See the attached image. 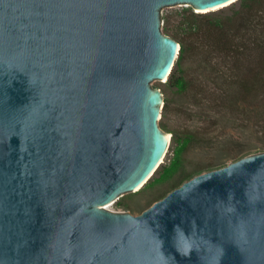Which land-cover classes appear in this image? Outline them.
Masks as SVG:
<instances>
[{"label":"water","instance_id":"95a60500","mask_svg":"<svg viewBox=\"0 0 264 264\" xmlns=\"http://www.w3.org/2000/svg\"><path fill=\"white\" fill-rule=\"evenodd\" d=\"M227 1L0 0V264H264V152L106 209L170 142L149 85L179 52L160 9Z\"/></svg>","mask_w":264,"mask_h":264},{"label":"rangeland","instance_id":"374dc122","mask_svg":"<svg viewBox=\"0 0 264 264\" xmlns=\"http://www.w3.org/2000/svg\"><path fill=\"white\" fill-rule=\"evenodd\" d=\"M261 1L264 6V0ZM245 2L236 0L207 13L187 4L163 6L159 11L160 30L170 38H181L190 12L201 14L197 21L201 28H206L213 20L229 27L248 18ZM248 19L253 24V15ZM258 23L262 25L256 24L255 27L261 28L262 32H253L251 27L246 35L238 33L230 38L233 39L231 44L235 42L242 50L247 48L235 54L214 51L207 40L203 47H196L197 38L189 35L187 42L193 49L183 71L189 85L185 91H179L169 81L170 75L165 81H150V87L160 91L163 106L166 104V108L162 107L160 111L158 124L164 133L169 134V145L162 164L147 183L137 191L124 193L106 209L140 214L193 176L241 157L264 152V79L261 77L264 74V20ZM201 56L205 57L206 63L203 64L207 65L198 67ZM244 87L249 91L245 95L240 93ZM191 130L197 131V141L182 154L181 166L160 177L161 167L168 166L173 156L176 145L173 136Z\"/></svg>","mask_w":264,"mask_h":264},{"label":"trees","instance_id":"16d2710c","mask_svg":"<svg viewBox=\"0 0 264 264\" xmlns=\"http://www.w3.org/2000/svg\"><path fill=\"white\" fill-rule=\"evenodd\" d=\"M246 2H245L246 3L245 6L246 9H248L247 17L250 18L253 15V24H250V20L248 18H245L246 20L244 19L243 21H241L242 24H240L241 22L236 23L234 25L232 23L231 26L225 27L224 25L222 26L218 20H213L206 28H201L197 24V21L199 20L201 14L190 12L189 15L191 19L189 18L186 21V25H185L186 27L185 29H183L184 31L183 36L179 39H177L176 37L172 38L179 43V52L175 60L173 69L170 73L169 81L173 85H175L179 91H185L186 89L189 88V85L187 84V80L183 75L185 62L189 58V56L191 57V53L193 49L191 43L187 42L189 35H192L194 38H197L198 45L196 47L205 45V40H207L208 46H210L214 51L221 52L224 54L227 53L235 54L242 52L247 48H243L242 50V48L236 45L235 42L231 44V42L233 41V39L230 40L231 37H236L238 33H240L242 36L246 35L248 29H251V27L253 32H255L256 30L262 32L261 28L257 29L255 27L257 26L256 24H259L258 21L264 20V15L261 14L262 12H264V6L262 4V1L246 0ZM204 59L205 57L203 56H201L198 59L197 61L198 67L207 65V64H203L206 63ZM261 77L262 79H264V74ZM240 81L243 82V80ZM248 92H249L248 88L245 87L240 90V93L244 95ZM232 104H236V102H233ZM165 106L166 104L164 103L163 109L166 108ZM197 137H198L197 131L194 132L192 130L190 132H185L179 135L178 137L173 136V140L176 143L173 149V156L168 166L161 167L160 177L169 175L170 173L176 171L181 166L183 160L182 154L187 150V148L191 143L197 141L196 139Z\"/></svg>","mask_w":264,"mask_h":264},{"label":"bare ground","instance_id":"6f19581e","mask_svg":"<svg viewBox=\"0 0 264 264\" xmlns=\"http://www.w3.org/2000/svg\"><path fill=\"white\" fill-rule=\"evenodd\" d=\"M234 1H236V0H233V2H234ZM228 4H230L229 1L223 3L221 6L228 5ZM213 10H214V9H213ZM163 80L165 81L166 78H164ZM165 135H166L167 140H169V139H170L169 134L166 133ZM163 157H164V154H163L162 158H163ZM161 161H162V159H161ZM153 171H154V170H153ZM153 171H152V173H153ZM152 173H151V174H152ZM151 174H150L149 176H147V178L150 177ZM147 178H146V179H147ZM141 187H142V184L138 185V186L135 188V190L137 191V190H138L139 188H141Z\"/></svg>","mask_w":264,"mask_h":264},{"label":"snow or ice","instance_id":"6c2138e0","mask_svg":"<svg viewBox=\"0 0 264 264\" xmlns=\"http://www.w3.org/2000/svg\"><path fill=\"white\" fill-rule=\"evenodd\" d=\"M233 2V0H229V3Z\"/></svg>","mask_w":264,"mask_h":264}]
</instances>
